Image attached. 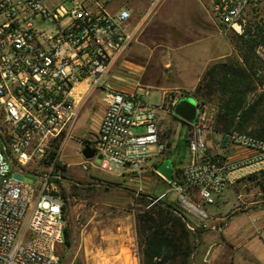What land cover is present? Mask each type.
Wrapping results in <instances>:
<instances>
[{"label":"built area","instance_id":"built-area-1","mask_svg":"<svg viewBox=\"0 0 264 264\" xmlns=\"http://www.w3.org/2000/svg\"><path fill=\"white\" fill-rule=\"evenodd\" d=\"M163 2L0 0V264H60L66 219L56 166L88 95L101 92L106 110L99 132L81 147L83 170L117 177L130 188L151 172L172 186L192 232L216 229L208 208L239 180L264 171V140L256 135H228L232 148L247 152L240 157L210 153L199 109L188 126L190 162L182 182L175 168L171 181L158 173L168 149L161 122L169 107L147 102L148 90H118L107 77L138 37L132 19L147 21ZM210 11L225 32L255 39L264 62V0H211ZM87 146L95 151L91 159L82 155ZM26 172L37 181H24ZM132 189L144 192L142 183ZM166 196L151 198L156 203Z\"/></svg>","mask_w":264,"mask_h":264},{"label":"rangeland","instance_id":"rangeland-1","mask_svg":"<svg viewBox=\"0 0 264 264\" xmlns=\"http://www.w3.org/2000/svg\"><path fill=\"white\" fill-rule=\"evenodd\" d=\"M202 1L205 7L197 0H181L180 4H177L180 7H175L185 19L181 17L177 19L176 28L174 29L175 38L172 39V45L176 44L186 47L183 50L186 59L178 60L176 64V68L178 67L177 71L163 72L164 77L159 79L162 86L167 85L165 82L167 80L170 86L191 88L198 82V76L202 71L204 60L230 52L231 49L234 53L230 56L236 55L235 45L239 37L233 32L227 33L222 29L219 31L215 30L213 23L215 20L208 16L209 14L211 15V7L209 8L206 5L207 0ZM164 2L148 20H151L149 29L154 32L161 27L164 31L167 29L168 26L167 24L164 26L162 16L167 10V12L170 10L174 11V7L166 8V4L163 7ZM211 29H214V33L207 34V31L210 32ZM164 40L158 39L157 41L161 42ZM140 41L139 36L124 51L121 59L123 60L126 57V60H130L132 58L131 49L139 46ZM193 41L194 43H192ZM149 44L153 45L151 42ZM226 58L219 61H223ZM136 68L133 65L129 69V73L139 77L142 72ZM110 85L112 86V83ZM162 86L158 89L153 88L151 96L147 97L146 101L153 105L161 104L162 88L165 87ZM193 91L177 90L165 95L164 105L169 107V111L168 114H165L167 118H164L161 122V135L163 141L167 142L168 149L160 162H158L159 165L167 159H171L176 167H185L190 162L187 145L190 134L189 127L174 118L172 103L181 95L186 94V92L192 93ZM101 95V92H97L88 95L87 98L84 97L82 110L73 132V139L66 144L63 153V163H60V165L64 166L62 171L64 177L86 184V186L79 185V187H74L73 184L75 183L67 181H62L59 184L60 194L67 195V198H65L67 207L65 219L66 229L71 238V246L65 245L58 253L60 264H141L136 234V214L145 211L148 207L146 202L138 199L139 195L151 196L166 193L167 196L164 200L169 202H174L175 198L172 186L168 182H163L149 171L144 172L141 182L135 180L133 184L131 183L132 188L137 187L141 183L143 186L144 192L134 194L124 190L122 187L134 191L125 181L117 177L99 171L88 173L83 170L82 163L84 160L80 150L83 145L89 143V139L93 135L97 134V114L102 106ZM184 96L195 99L192 95ZM198 104L201 114L206 118L204 123L206 125L205 133L208 141H210L209 152L215 153L214 151H218L216 147V142L218 141L215 140L217 132L214 130L218 111L216 99L212 98L204 103L198 102ZM139 131L140 129L137 130V132ZM171 138L173 139V144L177 145V149H170ZM20 176L26 182L33 183L37 181V178L27 174H20ZM90 184L105 185L91 186ZM82 187H96V189H82ZM226 194V197L229 196L231 198H226L229 205L222 204L221 208L228 217H231L236 212H244L254 207L264 206V187L259 182L244 178L232 187L230 193ZM224 199L225 196L223 200L220 198L219 201L223 202ZM188 218L191 219V217ZM123 235L126 237V244L128 245L125 250L120 245ZM121 250H123L122 255H120Z\"/></svg>","mask_w":264,"mask_h":264},{"label":"trees","instance_id":"trees-1","mask_svg":"<svg viewBox=\"0 0 264 264\" xmlns=\"http://www.w3.org/2000/svg\"><path fill=\"white\" fill-rule=\"evenodd\" d=\"M256 43L255 39L239 37L235 45L236 55L212 63L195 90L184 94L192 95L197 102L202 103L216 99L218 111L214 130L222 135L221 144L224 146L228 145V135L233 131L249 132L264 140V62L256 54ZM174 118L181 121L176 116ZM181 122L189 126L188 123ZM158 166L156 164V168ZM56 168L63 171L64 166L58 164ZM174 168L175 177L182 182L184 167ZM245 179L259 182L264 187V171L249 175ZM55 181L62 183L59 179ZM73 186L79 187L76 184ZM62 197L65 200L67 195L62 194ZM138 199L146 202L148 207L136 214L141 264H191L197 247V237L177 213V204L164 199L154 203L156 197L150 198L143 194ZM66 212L65 204V218ZM188 222L193 224L189 218ZM64 238L65 245L71 246V238L66 228Z\"/></svg>","mask_w":264,"mask_h":264},{"label":"crops","instance_id":"crops-1","mask_svg":"<svg viewBox=\"0 0 264 264\" xmlns=\"http://www.w3.org/2000/svg\"><path fill=\"white\" fill-rule=\"evenodd\" d=\"M180 2L181 0H166L162 5L165 7L166 4V8L174 7V11L170 10L167 12V10L162 16L164 26L165 24L168 26L165 31L162 27L156 32L149 29V23L151 20H148L150 18L145 22L139 21L137 17L132 19V24L139 28L138 37L140 36L141 39L139 43L140 45L131 49L132 58L130 60H126V57L122 60V54L114 63L107 77L109 78L107 80L109 85L112 83L113 87L125 92H134L142 88L149 91L150 95L148 97H150L153 88L158 89L162 86L159 79L164 77V71V73L172 70L174 72L177 71L178 67L176 68V64L178 60L186 59V55H184L183 52L186 47L176 44L172 45V39L175 38L174 29L176 28L177 19L180 17L185 19L175 8L179 6L177 4H180ZM197 2H200L203 6L205 5L202 0H197ZM206 2V5L210 8L211 0H207ZM208 16H210L211 19L213 18L212 14H209ZM213 23L215 30H223L216 21H213ZM213 33L214 29H211L210 32L207 31V34ZM158 39L164 41L159 42L157 41ZM150 42L153 43V45H150ZM192 43H194V41ZM233 53L234 52L231 49L230 52H225L204 60L202 71L198 76V82L191 88L183 86L173 87L168 85L167 80H165L167 85H163L165 87L162 86L163 95L161 104L165 102V95L169 92L177 90L193 91L199 84L207 68L212 63L219 62L220 59L226 57H231L230 55ZM133 65L137 67L136 69L138 71L142 72L139 77L133 76L129 73V69L132 68ZM182 96L183 95L180 97ZM100 108V112L97 114V133L99 132L106 110L103 101ZM164 118H167V115L163 113L162 120ZM215 135L217 136L215 140L218 141L216 142L218 152L226 154L232 158H237L247 153L245 150L232 148L229 143L227 146L222 145L220 141L222 135L219 133H216ZM170 141V149H177V145L175 146L173 144L172 138ZM208 144L210 146V141H208ZM231 189L232 188L227 191L230 193ZM227 191L225 194L228 193ZM225 194L221 197L223 200V197L225 196L223 202L218 200L214 206L208 208V211L211 214L210 224L216 229L200 232L199 237L196 239L197 247L192 255L191 264H264V206L254 207L244 212H236L231 217H228L226 216V212H223L221 208L222 204L229 205L226 198L230 197H226L227 194ZM230 199L228 200L230 201ZM121 243L120 245L123 247V250H125L128 245L126 244V237L124 235L122 236ZM123 250L120 251V255H122Z\"/></svg>","mask_w":264,"mask_h":264},{"label":"water","instance_id":"water-1","mask_svg":"<svg viewBox=\"0 0 264 264\" xmlns=\"http://www.w3.org/2000/svg\"><path fill=\"white\" fill-rule=\"evenodd\" d=\"M195 99H193V98L191 99V98H187L185 96H182L178 100L176 105L174 106V109H173L174 116H176L181 121H184L188 124H195L198 120V110H199V104H198L197 100H195ZM82 155L86 159H91L95 156V151L92 148L87 146L82 150ZM173 168H174L173 161L171 159H167L161 165H159V167L157 168V171L166 180L171 181L173 179ZM26 173L31 175V176L38 177V175H36V174L30 173V172H26ZM61 179L63 181L75 183L77 185L86 186V184L80 183L79 181L72 179V178L61 177ZM90 185L91 186H94V185L102 186L105 184H90ZM122 188L126 191L137 194L135 191H133L131 189H128L126 187H122ZM149 197L151 198V196H149ZM177 213L183 217L185 222H187L186 216L181 211L178 210ZM193 232L195 233L196 237L198 238L200 235V232L199 231H193Z\"/></svg>","mask_w":264,"mask_h":264}]
</instances>
